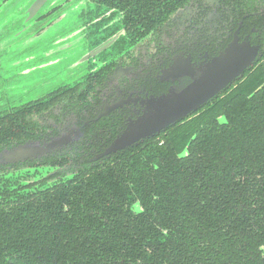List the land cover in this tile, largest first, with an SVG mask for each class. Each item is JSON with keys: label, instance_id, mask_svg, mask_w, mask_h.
<instances>
[{"label": "trees", "instance_id": "1", "mask_svg": "<svg viewBox=\"0 0 264 264\" xmlns=\"http://www.w3.org/2000/svg\"><path fill=\"white\" fill-rule=\"evenodd\" d=\"M181 1L109 7L144 14L147 33ZM141 145L89 177L0 207V264H264L263 67Z\"/></svg>", "mask_w": 264, "mask_h": 264}, {"label": "flooded vegetation", "instance_id": "2", "mask_svg": "<svg viewBox=\"0 0 264 264\" xmlns=\"http://www.w3.org/2000/svg\"><path fill=\"white\" fill-rule=\"evenodd\" d=\"M35 1L23 11L28 20L48 0L29 18ZM88 1L92 8L83 16L86 72L42 97L0 110V207L89 177L198 116L264 68V0H182L147 33L140 26L144 14L125 18L109 7L110 0ZM239 56L246 62L241 73ZM195 77L234 78L175 124L110 151L148 103L181 91ZM132 210L141 208L135 203Z\"/></svg>", "mask_w": 264, "mask_h": 264}, {"label": "rangeland", "instance_id": "3", "mask_svg": "<svg viewBox=\"0 0 264 264\" xmlns=\"http://www.w3.org/2000/svg\"><path fill=\"white\" fill-rule=\"evenodd\" d=\"M0 0V110L71 84L86 72L83 16L88 0H48L31 19V0ZM47 17H43L53 8Z\"/></svg>", "mask_w": 264, "mask_h": 264}, {"label": "water", "instance_id": "4", "mask_svg": "<svg viewBox=\"0 0 264 264\" xmlns=\"http://www.w3.org/2000/svg\"><path fill=\"white\" fill-rule=\"evenodd\" d=\"M45 1H35L29 9V18L36 14ZM238 59L239 73H241L246 67V62L242 56ZM232 78L234 77H195L181 91H173L148 103L145 114L126 129L124 135L110 148V151L129 147L137 143L139 139L159 133L167 126L175 124L195 112Z\"/></svg>", "mask_w": 264, "mask_h": 264}]
</instances>
